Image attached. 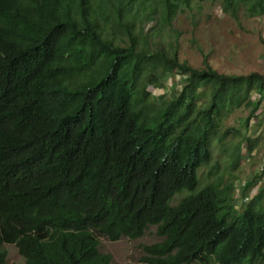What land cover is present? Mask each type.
Returning <instances> with one entry per match:
<instances>
[{
	"label": "trees",
	"instance_id": "16d2710c",
	"mask_svg": "<svg viewBox=\"0 0 264 264\" xmlns=\"http://www.w3.org/2000/svg\"><path fill=\"white\" fill-rule=\"evenodd\" d=\"M158 1L167 24L176 3ZM247 8L263 13V0ZM156 12L143 0H0V264L9 242L24 264H109L98 236L149 225L160 239L140 261L261 264L264 180L238 204L232 182L199 185L197 168L212 139L237 131H218L222 115L247 107L248 124L264 73L221 72L205 55L195 67L150 46L133 20ZM173 73L178 87L165 90Z\"/></svg>",
	"mask_w": 264,
	"mask_h": 264
},
{
	"label": "rangeland",
	"instance_id": "374dc122",
	"mask_svg": "<svg viewBox=\"0 0 264 264\" xmlns=\"http://www.w3.org/2000/svg\"><path fill=\"white\" fill-rule=\"evenodd\" d=\"M143 1L144 6L156 7L157 12L147 18L139 14L133 20V27L134 30L142 27L150 46H172L178 60L195 67L202 66V56L205 55L207 62L221 72L246 73L255 70L264 73V12L249 14L247 5L251 0H235L234 10L223 8L222 0H174L176 10L167 24L159 20L158 0ZM109 32L120 35L118 31ZM177 77L178 74L170 75L164 89H170V83L177 88ZM159 90L154 88L153 93ZM247 109L240 106L222 115L218 131L228 126L237 128V131L227 134L220 142L212 139L211 158L197 168L199 185L209 180L222 185L232 182V195L238 204L246 201L248 198L244 196L249 197L264 180H255L254 177L264 165V93L256 112L245 125L243 118ZM244 180H249V183L241 193L239 188L243 187ZM182 193H177L172 202ZM159 239L154 225H149L135 238L122 236L109 240L104 236L97 237L98 249L110 254L109 264H149L138 260V256L143 254L141 246ZM4 247L6 257L3 264H24L14 243H4ZM261 264H264V258Z\"/></svg>",
	"mask_w": 264,
	"mask_h": 264
}]
</instances>
